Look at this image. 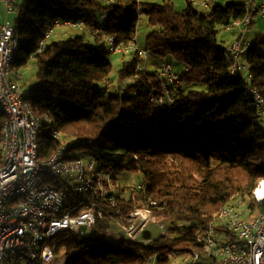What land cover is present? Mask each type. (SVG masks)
I'll return each instance as SVG.
<instances>
[{
	"label": "trees",
	"instance_id": "trees-1",
	"mask_svg": "<svg viewBox=\"0 0 264 264\" xmlns=\"http://www.w3.org/2000/svg\"><path fill=\"white\" fill-rule=\"evenodd\" d=\"M186 2L181 10L173 0L140 2L141 14L152 27L144 48L155 57L190 66L180 71L182 83L174 88L171 114L154 131L151 94L159 81L155 70H138V51L121 54L126 58L117 81L109 78L112 52L100 37L95 44L84 35L50 41L36 52L57 20H89L97 10L106 15L103 34L118 42L137 37L142 21L136 1L127 6L99 0H24L14 21L16 32L27 42L13 67L20 70L33 57L36 61L34 93L27 98L44 117L39 158L48 159L74 140L71 148L95 154L116 176L125 170L143 175L145 188L137 196H120L121 205L132 207L150 197L156 201L155 217L168 224L191 223L170 227L149 245L131 242L111 248L105 235L110 220L100 217L88 235L72 230L57 235V253L70 255L71 264H170L172 255L201 249L198 231L216 223L219 210L237 197L250 213H264V205L254 198L264 178V130L257 105L246 92L250 83L264 95V39L256 36L242 55L252 74L247 81L245 74L231 73L225 61L227 43L221 44L219 32L244 18L250 12L248 3L230 0L200 11L192 0ZM130 77L135 79L120 92L117 84ZM96 81H105L106 89L112 90L95 89ZM188 87L193 88L185 90ZM3 122L0 113V141ZM216 230L217 235L226 232L235 238L218 221Z\"/></svg>",
	"mask_w": 264,
	"mask_h": 264
},
{
	"label": "built area",
	"instance_id": "built-area-1",
	"mask_svg": "<svg viewBox=\"0 0 264 264\" xmlns=\"http://www.w3.org/2000/svg\"><path fill=\"white\" fill-rule=\"evenodd\" d=\"M108 1L109 4L120 3ZM135 1L141 21V0ZM192 2L210 8L207 0ZM246 2L250 12L226 26L228 32L238 31L239 35L225 45V61L231 73H243L250 81L252 74L242 55L253 41L244 35L254 22V13L260 12L264 19V0ZM23 3L24 0H0L4 15L0 18V113L4 116L0 141V264H71L70 255L57 256V235L66 230L81 233L79 230L83 226L93 228L100 217L110 220L105 235L111 248L131 242L149 245L172 226H190L189 222L168 224L164 218L155 217L152 206L156 201L150 197L143 204L128 208L121 205L122 195L114 171L103 168L93 153L69 156L72 144L65 143L48 159L39 158V136L44 117L34 111L21 84L22 74L13 67L18 51L27 39L16 32L9 16L20 14ZM60 26H79L96 37L106 36L112 53L138 51L142 56L138 70L147 72L150 53L139 44L137 37L127 42L116 41L114 36L103 34L105 22L101 23L94 14L89 20L79 22L57 20L40 41L36 52L45 49L52 33ZM156 58L160 61V67L155 70L159 86H152L154 118L151 131L157 130L162 119L171 114L176 100L174 88L182 83L180 71L175 68L179 63L177 59ZM183 69L189 70L190 66L184 65ZM134 79L122 80L117 88L124 91ZM246 92L257 105L264 130V95L250 83ZM59 135L58 130L53 133L55 137ZM138 188L143 190L144 183ZM254 197L264 205V180L254 189ZM246 213L239 202L224 205L217 214L216 223L198 231L201 249L191 252L192 259L187 264H264V213L255 217ZM217 221L235 238L226 232L217 235ZM153 223L161 230L157 235L150 229ZM146 230L151 232L149 237ZM108 234H121L123 239L114 243ZM155 259L153 257V263Z\"/></svg>",
	"mask_w": 264,
	"mask_h": 264
},
{
	"label": "rangeland",
	"instance_id": "rangeland-1",
	"mask_svg": "<svg viewBox=\"0 0 264 264\" xmlns=\"http://www.w3.org/2000/svg\"><path fill=\"white\" fill-rule=\"evenodd\" d=\"M99 1L103 5L109 4L108 0H99ZM117 1H121L125 5L130 6L131 4L134 3L135 0H117ZM141 1H145V0H141ZM162 1H164V0H162ZM162 1L161 0H153L152 2H162ZM202 1H198V2H202ZM229 1L230 0H210L211 8H213L214 6H216L218 4L225 5ZM244 1H246V0H244ZM256 1L259 3L263 0H256ZM186 4H187L186 0H175V6L179 10L184 9ZM197 8L200 11H208L209 10L208 8H206L205 6H203L201 4H199L197 6ZM96 12H97L98 20L101 23L105 22L106 15L101 14L100 10H97ZM3 16L4 15H3L2 11H1V7H0V18H2ZM18 17H19L18 13H13L9 16V18L11 19L12 22H14L16 20V18H18ZM141 21L142 22H141V25L139 26L138 33H137V39L139 41V44L142 47H145L146 37H147L148 33L152 30V27L147 24L145 17H142ZM76 35H84L87 42H89V44H95L97 42L96 36L93 33L89 32L87 30L85 31V30L81 29L79 26H60V27H57L56 30L52 33V35L49 39V42L55 41V40H60V39H67L70 37H74ZM231 35L234 36V38H235L237 35H239V33L237 31V33L232 34V33L228 32L226 29L221 28L220 32H219V40H220L221 44H225L224 40H226ZM258 35H261V37L264 39V19L262 18V15L260 12L254 13V22H253V24H251L249 26V28L247 29L244 36L246 38H250L252 40ZM98 37H100L101 41H105V43L107 45L109 44L106 36L99 35ZM123 57L124 56H122L121 54H116V53H112V55H111V59L113 61V70H112L109 78L113 81H117L118 69L120 68V66L122 64ZM124 58H126V56ZM159 67H160L159 59L156 58L155 56H153L152 54H149L148 55V65H147L148 70L153 71ZM183 67H184V65L182 63H176L175 64V68L178 71L183 70ZM15 70H16V68L14 67V71ZM35 70H36L35 57H33L28 62L27 65L23 66L19 70V72L22 74V79H21L22 83L21 84L25 88V90L27 91L28 95H31L34 93V90L31 89V84L33 82H35V80H36ZM94 87H95V89H100L102 91L107 90L105 81H96ZM191 88H193V87H188L185 90H188ZM111 90L112 89L109 88L107 91H111ZM148 137L152 141L154 140V136L150 135L149 132H148ZM70 143L75 144V141L70 140ZM85 154H86L85 152H81L76 148H71L68 151L69 156H84ZM116 178H117L116 182L118 184L119 191H120L122 197H124V198H129L131 195L137 196L138 192L140 191L138 186L140 184L144 183V177L140 172H133V171H129V170H125V171L117 174ZM262 180H264V178H262L259 181V183ZM234 201L239 202L240 204L243 203V204H241V206L244 210H246V212H247L246 214L249 215V217H255L256 215L260 214L258 212H251L250 213V210L247 211L246 203L243 201L241 202L240 197H237ZM144 202L145 201L140 200L139 204H143ZM91 229L92 228L89 226H83L80 228L79 231L82 234H86V233H90ZM150 229L152 230L153 235H157L161 232V230L157 226V224H154V223L150 225ZM108 235H109V238L114 243H119L123 239V236L121 234H108ZM57 256H58V253H57ZM191 259H192L191 253H182V254H178V255H172L170 264H187L191 261Z\"/></svg>",
	"mask_w": 264,
	"mask_h": 264
},
{
	"label": "crops",
	"instance_id": "crops-1",
	"mask_svg": "<svg viewBox=\"0 0 264 264\" xmlns=\"http://www.w3.org/2000/svg\"><path fill=\"white\" fill-rule=\"evenodd\" d=\"M145 1H153V0H145ZM162 1V0H161ZM174 1V3H175V0H173ZM196 1H202V0H196ZM208 1V3H209V5L211 6V3H210V0H207ZM119 2H121V1H119ZM122 3V2H121ZM186 7V6H185ZM184 7V8H185ZM233 38H234V36H229L227 39H226V41H225V43H228V42H230L231 40H233Z\"/></svg>",
	"mask_w": 264,
	"mask_h": 264
},
{
	"label": "water",
	"instance_id": "water-1",
	"mask_svg": "<svg viewBox=\"0 0 264 264\" xmlns=\"http://www.w3.org/2000/svg\"><path fill=\"white\" fill-rule=\"evenodd\" d=\"M145 234H146L147 237H149L150 234H151L150 230H146Z\"/></svg>",
	"mask_w": 264,
	"mask_h": 264
},
{
	"label": "bare ground",
	"instance_id": "bare-ground-1",
	"mask_svg": "<svg viewBox=\"0 0 264 264\" xmlns=\"http://www.w3.org/2000/svg\"><path fill=\"white\" fill-rule=\"evenodd\" d=\"M197 7V6H196ZM209 9H211V6H210V8Z\"/></svg>",
	"mask_w": 264,
	"mask_h": 264
}]
</instances>
